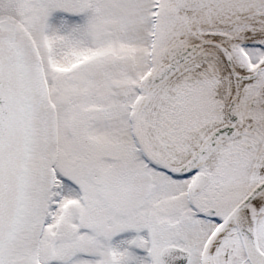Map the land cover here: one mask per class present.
<instances>
[{"label":"snow or ice","instance_id":"6c2138e0","mask_svg":"<svg viewBox=\"0 0 264 264\" xmlns=\"http://www.w3.org/2000/svg\"><path fill=\"white\" fill-rule=\"evenodd\" d=\"M0 264H264V0H0Z\"/></svg>","mask_w":264,"mask_h":264}]
</instances>
